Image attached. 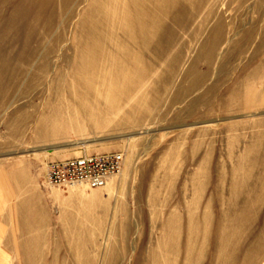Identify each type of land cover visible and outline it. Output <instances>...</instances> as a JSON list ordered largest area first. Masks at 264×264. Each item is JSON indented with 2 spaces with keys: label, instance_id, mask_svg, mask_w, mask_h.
<instances>
[{
  "label": "rangeland",
  "instance_id": "1",
  "mask_svg": "<svg viewBox=\"0 0 264 264\" xmlns=\"http://www.w3.org/2000/svg\"><path fill=\"white\" fill-rule=\"evenodd\" d=\"M129 1L0 0L12 264H264V0L160 5L146 45H123L142 75L128 98L54 103L93 29L124 42ZM119 151L104 188L42 183L50 161Z\"/></svg>",
  "mask_w": 264,
  "mask_h": 264
},
{
  "label": "bare ground",
  "instance_id": "2",
  "mask_svg": "<svg viewBox=\"0 0 264 264\" xmlns=\"http://www.w3.org/2000/svg\"><path fill=\"white\" fill-rule=\"evenodd\" d=\"M169 1L171 0H130L119 4L116 8L118 17L116 27L122 31L121 36L124 42L117 43V45L112 42L110 45L108 41L112 40L115 34H99L93 29L86 40V46H82L77 55V61H73L74 63L70 66V80L66 82V78L62 77L52 87L50 94L55 99L54 103L56 100L57 102L65 101L73 104L79 103L83 107L85 102L92 103L93 99L102 98L110 102V108L111 104L115 106L119 100L128 98L131 89L123 91L122 88L126 85L133 87L142 75L136 67L137 60L123 45L129 43L135 47L140 41L146 45L144 38L141 40V36L146 35L145 32L150 25L148 18L159 11L160 5H166ZM126 25L129 29L125 27ZM131 60H133L132 63ZM137 71L140 75L135 74L131 77V74ZM81 114L84 116V111H81Z\"/></svg>",
  "mask_w": 264,
  "mask_h": 264
},
{
  "label": "built area",
  "instance_id": "3",
  "mask_svg": "<svg viewBox=\"0 0 264 264\" xmlns=\"http://www.w3.org/2000/svg\"><path fill=\"white\" fill-rule=\"evenodd\" d=\"M122 152L81 154L78 157L50 161L45 165L42 183L48 188H104L120 175L124 166Z\"/></svg>",
  "mask_w": 264,
  "mask_h": 264
},
{
  "label": "crops",
  "instance_id": "4",
  "mask_svg": "<svg viewBox=\"0 0 264 264\" xmlns=\"http://www.w3.org/2000/svg\"><path fill=\"white\" fill-rule=\"evenodd\" d=\"M8 202L5 193L0 187V264H12V252L7 249L8 245L5 243L6 233V216H7Z\"/></svg>",
  "mask_w": 264,
  "mask_h": 264
}]
</instances>
